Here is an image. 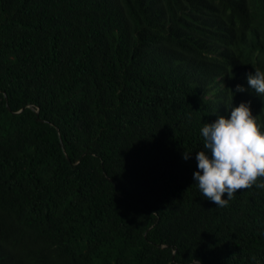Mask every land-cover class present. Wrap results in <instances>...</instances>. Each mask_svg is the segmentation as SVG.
<instances>
[{"label":"trees","instance_id":"16d2710c","mask_svg":"<svg viewBox=\"0 0 264 264\" xmlns=\"http://www.w3.org/2000/svg\"><path fill=\"white\" fill-rule=\"evenodd\" d=\"M256 68L264 0H0V264H264V188L192 179Z\"/></svg>","mask_w":264,"mask_h":264},{"label":"clouds","instance_id":"9594fccd","mask_svg":"<svg viewBox=\"0 0 264 264\" xmlns=\"http://www.w3.org/2000/svg\"><path fill=\"white\" fill-rule=\"evenodd\" d=\"M248 89L264 95V70L259 68L246 75ZM236 85L235 92L247 91ZM227 117L216 114L210 123L200 128L202 147L195 152L196 170L192 173L193 184L206 200L216 207H226L239 189L255 185L264 188V131L252 115L250 101L226 107ZM192 152H183L184 160ZM226 194V198L224 195Z\"/></svg>","mask_w":264,"mask_h":264}]
</instances>
